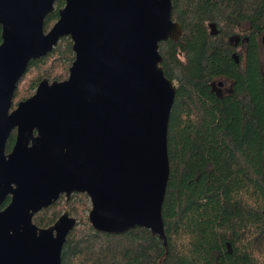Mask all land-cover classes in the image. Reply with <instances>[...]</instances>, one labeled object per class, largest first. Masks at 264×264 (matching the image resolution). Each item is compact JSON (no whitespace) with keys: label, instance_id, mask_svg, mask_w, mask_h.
<instances>
[{"label":"water","instance_id":"95a60500","mask_svg":"<svg viewBox=\"0 0 264 264\" xmlns=\"http://www.w3.org/2000/svg\"><path fill=\"white\" fill-rule=\"evenodd\" d=\"M58 1L0 0V264H62L78 224L70 211L75 194L89 197L96 232L143 228L168 248L163 206L177 85L166 76L160 45L184 36L174 2L64 0L46 31ZM63 38L75 54L69 76L42 79L14 107L31 62ZM62 197L64 213L38 226L35 216Z\"/></svg>","mask_w":264,"mask_h":264},{"label":"trees","instance_id":"16d2710c","mask_svg":"<svg viewBox=\"0 0 264 264\" xmlns=\"http://www.w3.org/2000/svg\"><path fill=\"white\" fill-rule=\"evenodd\" d=\"M173 2L184 36L160 45L166 76L177 85L163 206L168 248L143 228L123 235L96 232L89 223V197L75 194L70 211L78 224L63 248L62 264H264V0ZM64 5L58 1L46 31ZM72 47L63 38L46 58L31 62L14 107L42 79L68 77ZM220 82L230 83V90L219 94L214 87ZM15 140L14 133L8 151ZM65 202L61 198L34 222L52 226Z\"/></svg>","mask_w":264,"mask_h":264},{"label":"rangeland","instance_id":"374dc122","mask_svg":"<svg viewBox=\"0 0 264 264\" xmlns=\"http://www.w3.org/2000/svg\"><path fill=\"white\" fill-rule=\"evenodd\" d=\"M261 58L264 61V48L261 49ZM220 83H222V82H220ZM218 85H219V83H218ZM229 90H230V83H224L223 86H222V89H221L220 93L224 94V93L228 92ZM74 217H76V216H74Z\"/></svg>","mask_w":264,"mask_h":264},{"label":"flooded vegetation","instance_id":"af4514ba","mask_svg":"<svg viewBox=\"0 0 264 264\" xmlns=\"http://www.w3.org/2000/svg\"><path fill=\"white\" fill-rule=\"evenodd\" d=\"M57 3H58V2H57ZM63 7H64V6H63ZM55 10H56V9H55ZM58 10H59V9H58ZM46 20H47V19H46ZM57 21H58V20H57ZM57 21H56V22H57ZM56 22H55V23H56ZM214 89H215L219 94H222V93H220L222 87H220L219 85H218L217 87H214ZM18 103H19V102H18ZM18 103H17V104H18ZM14 133L17 134L16 131H15ZM14 133H13V134H14ZM62 198H64V197H62Z\"/></svg>","mask_w":264,"mask_h":264}]
</instances>
